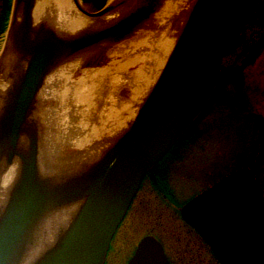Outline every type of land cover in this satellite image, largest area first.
Returning <instances> with one entry per match:
<instances>
[{
    "label": "water",
    "instance_id": "95a60500",
    "mask_svg": "<svg viewBox=\"0 0 264 264\" xmlns=\"http://www.w3.org/2000/svg\"><path fill=\"white\" fill-rule=\"evenodd\" d=\"M72 1L84 18H101L111 9L107 6L88 12L78 0ZM254 2L194 0L156 82L125 133L105 155L83 169L43 174L37 162V126L31 117L43 70L54 60L49 70L72 54L122 38L145 10L139 11L127 25L123 22L121 28L99 26L78 35H61L43 27L44 23L33 25L36 0H13L7 33L14 32V39L17 36L24 44L22 50L34 54L33 63L41 62L42 66L33 65L31 74L17 85L15 98L29 100L23 103L15 99L7 109L3 107L0 114V163L3 164L0 168L6 169L5 164L19 161L16 162L19 165L17 179L0 215V264L24 263L29 252L38 247V233L46 218L69 210L72 215L66 227L59 230L54 241L31 264H104L110 241L143 177L192 126L213 97L229 41ZM39 36L69 46L59 48L57 54L45 62L43 55L48 50V40H43L46 46L43 53L40 46L35 50L25 47L27 41L32 42ZM74 50L78 51L71 53ZM20 106L23 108L17 111ZM7 123H14L11 133L3 129ZM228 190L235 193L232 199H216ZM195 210L216 217L205 224ZM240 211L247 215L246 221L253 228L251 232L248 228L238 232L240 223L232 224L231 215H239ZM181 212L184 221L218 254L221 251L227 255H242L245 263L264 264V209L253 170L233 171L193 197ZM245 231L249 237L245 236ZM244 250L249 253L244 254ZM148 258H153L156 264H168L160 243L152 237L141 240L130 263Z\"/></svg>",
    "mask_w": 264,
    "mask_h": 264
},
{
    "label": "rangeland",
    "instance_id": "374dc122",
    "mask_svg": "<svg viewBox=\"0 0 264 264\" xmlns=\"http://www.w3.org/2000/svg\"><path fill=\"white\" fill-rule=\"evenodd\" d=\"M12 1L13 0L10 2V6H12ZM78 1L80 2L81 0ZM114 1L115 0H108L107 5L110 7L108 3L112 4ZM193 1L194 0H190L187 6H185L186 11L190 10ZM71 3H73L72 0ZM177 3L168 12H166L167 9L165 8L163 15L159 16L157 19L154 18V20L151 21L150 24H153L152 27L149 30L144 31L141 35L147 36V41L144 46L141 47V50H139L140 52H138L137 55L140 53L145 56L146 53L149 54V52L150 54H153L154 50H157L158 48V42L161 41L167 31L170 33L169 37H172L175 33H173L174 27L172 29V23H174L172 18L175 16L177 9L174 10V15L171 12L174 8H177L180 5V3ZM3 4L4 0H0V19L1 17H3V21L6 19V22H0L3 25L2 31L0 30V56L4 52L3 49L6 43L7 31L5 32V30L8 28L7 26L12 19V16L9 14L10 11L7 13ZM76 9L77 17L80 19L84 18V16L79 13L78 8ZM84 19L87 23L91 22L92 27L94 23H96L95 28L99 26L102 28L105 26L104 21L106 17L102 20L100 18V20L96 22L91 18ZM127 44H122L121 46L116 44V47H111L110 49L107 48V52H105L104 55L98 54L99 49H97L95 52H92L96 53L97 56L94 58L91 56L87 60L82 61L81 58L91 51L85 49L77 54V56H79L77 62L79 63L78 70L67 72L66 76H61L62 78H59L58 80L56 79L55 82L53 81L54 85H52V88H50L51 84H46L49 76L42 84L41 88L43 87V90L47 89V92L49 91L53 97L45 96L46 103L44 104L37 103L36 101L38 98L34 101V106H36V112L38 113L34 118L38 131L37 162L41 171L43 168V170L48 171V173H58L60 171L64 172L77 168L75 163L77 161L78 164L79 161L76 159V161L74 160L76 149L74 148L73 143L79 138V136L81 137V134L89 133L86 128L81 126L83 124V116L79 115V108H76L74 103L71 104L70 109L67 110L68 115H65V113L62 114L61 109H63V107L60 103L61 97H59L58 94L61 96V94L66 91L68 99L73 100L74 93L76 94L77 90L81 88L79 87L78 79L87 74L84 79H88L87 82L90 85L95 84L96 82L93 73L88 75V72L104 67L109 58L115 54H117L118 59L128 61L130 58H124L119 54L120 52L132 48L131 43ZM141 66H144V69L147 67L143 62L140 64V67ZM258 73L260 74L261 71L254 69L252 73L249 71L244 73L242 76L244 84L249 86V77ZM108 76L110 79L111 75H107V77ZM55 77L58 78V73ZM121 78H124L123 81L125 82L127 80H132L130 74H125ZM258 79H261V77H258ZM108 85L109 84L105 87L106 93L109 90ZM252 86L251 83V86L248 88L249 92ZM226 87L227 86L225 85H220V87L215 90L213 97L201 116L194 122L185 135L175 143L176 145L171 150V154L169 153V156L162 158L163 161L152 170L150 173L152 175H168L170 177L168 183L166 182L167 179H164L165 182H161L165 188L161 186L162 189H160V194H155L154 191L150 192V190L146 193L145 189L142 190L144 193L140 195L141 199H144L146 203L152 204L146 207L144 204L142 205L138 203L137 208L134 211L131 210L132 212L128 214L126 220L121 225L120 230L117 231L113 242V248L115 250L113 251V248L111 249L112 256H118L120 254V240L123 241L125 236L128 238L126 241H132V249L143 236L152 233L162 239L169 248H173V246L179 247L180 244L178 237L186 241V229L188 227V224L182 219L181 213H179L180 207L183 206L184 203H187L188 200L198 194L202 189L213 185L234 170L243 169L253 161L258 150L261 135L249 131V127L254 125V119L245 117L243 114H247L246 111H241L242 103L244 107H246L249 103V98L248 101H240V98L236 96V87L232 90H229L228 88L226 89ZM52 90L58 94H53ZM116 90L117 89L113 90V92L109 90L108 92V94L114 97L116 104H121L122 108L129 106V108L132 109L133 107L137 108L138 104L140 106L142 102L141 99L146 95L147 89L144 90L142 93L143 95L139 96L138 102L135 106L132 103L129 104L131 97H133L131 94L133 88L124 85L120 90ZM139 100L141 101L140 103ZM42 105L45 106L46 113L44 120L40 116L41 112L39 113V110H42ZM34 106L32 108V113ZM106 107L107 106L105 105H96V109L93 111V114H91L92 117L90 124H88L89 127L94 125L100 129L104 128V126L101 125L100 117L102 113L100 110ZM51 113L54 114L51 115ZM59 115L61 116L56 120L55 117H58ZM48 117L52 120H48ZM41 152L44 157H42ZM44 152L46 153L45 155ZM169 161L172 165L167 167L166 165ZM0 164L3 165L2 163ZM5 166L6 170H8L12 164H5ZM163 195L169 197L170 200L172 199L175 203L173 205L165 203V201L161 199V196ZM53 215L57 216V214H52L51 216ZM44 225L45 224H42L38 233V242H36L38 247L42 243H45L49 237V232ZM55 225L57 227L55 232L57 233L59 225ZM54 239L55 234L49 241H47L48 245H50Z\"/></svg>",
    "mask_w": 264,
    "mask_h": 264
},
{
    "label": "bare ground",
    "instance_id": "6f19581e",
    "mask_svg": "<svg viewBox=\"0 0 264 264\" xmlns=\"http://www.w3.org/2000/svg\"><path fill=\"white\" fill-rule=\"evenodd\" d=\"M189 1L190 0H177V2L180 3V5L177 8H174L173 11L171 12L173 13L174 10L177 9L175 16H173L172 18V21H174V23H172V29L174 27L173 33L174 32L175 33L170 38L169 37L170 33L167 31V33L162 37L161 41L158 42L157 44L158 48L157 50L156 49L154 50L153 54H150L149 52V54L146 53L145 56H143L140 53L139 55H137V53L140 52L139 50H141V47H143L145 42L147 41L146 40L147 36H137L136 35L137 33H135V36L131 37L127 42L122 43V44L131 43L132 48L130 50L119 53L124 58H130V59L128 61H123L122 59H118L117 54H115L114 56H111L109 58V60L105 63L106 65L104 67L88 72V75L93 73V77L95 78V82H96L95 84H91V85L88 84L87 82L88 79H84V77L87 76V74L80 77L78 79L79 81L78 84H79V87L81 88L77 90L76 94L74 93L73 100L68 99V96H66L67 95L66 91L63 92L60 96L58 93L52 90L53 94H58V96L61 97L60 103L63 107V109H61L62 114L65 113V115H68L67 110H69L71 107V104L74 103V106H76V108H79L78 109V111L80 112L79 115L83 116L82 117L83 124L81 126L83 128H86L89 131V133H85L83 135L81 134V137L79 136V138L76 139L73 143V146L76 149L74 153V160L76 159L79 161V163L77 164V161L75 160L76 161L75 164L77 168L73 170H67L64 172L70 173V172L76 171L77 169L81 170L85 166L92 164L95 161H98L103 155L107 153V150H109L113 146V144L122 136V134L125 133V131L129 128L131 122L133 121V119L135 118L137 114V111L139 110V108L141 107L145 99L147 98L148 94L150 93L153 87V84L156 82L157 77L161 69L164 66V63L166 62L171 50L173 49V46L177 40V36L186 20L185 16L187 17L188 12H190V10L186 11V7H185L187 6ZM69 2H70L69 0H36V4L32 11L33 25L38 26L40 22L41 23L49 22L55 25L58 31L67 32L70 34L75 33V35L81 34L86 29H89V30L92 28L96 29L95 28L96 23H94L92 27L91 22L87 23V21L84 18L80 19L79 17H77L76 8L74 9L72 5L69 4ZM177 2L173 4L172 3L167 4L166 12H168ZM138 13H139V9L134 11L128 17H125L122 20H120L117 24L114 25V27L121 28L122 27L121 24L123 22H125L123 25H127L130 21H132V19L135 18L133 16H135L136 14L138 15ZM73 14L75 16H73ZM112 18L113 17H107L105 20L106 21L112 20ZM16 20L18 22L20 20V17L19 16L16 17ZM139 21L137 23H139ZM10 33L11 34H6V41L8 38H10L12 39V44L9 47L7 46V43H5L4 49H3L4 52L0 56V66H1L0 67V114L2 110L4 111L3 107L7 109V107L11 103H13L15 99L17 101L23 100V103L29 100L26 97L15 98V92L17 90V85H19L21 80L22 81L24 80L23 78L31 74L33 65L38 66V68L42 66L41 62H39L38 64L33 63V60H35L34 54L25 53L22 50V47L24 46V44H22L23 42L18 40L17 36L14 39V32L10 31ZM122 34H125V32ZM63 35L65 34L63 33ZM124 36H126V34L123 35V37ZM44 37L45 36H41V37L39 36V37H35L32 42L27 41V43L25 44V47L30 50H35L37 47L40 46L41 53H43L46 50V46L43 40L45 39L48 40V42L46 41L48 45V50L43 55L45 62L46 60L51 59L55 54H57L59 48L62 49L63 47L69 46V44H66V43L63 44V43L57 42L50 38L44 39ZM109 43L110 41L96 45L93 48H96V47L104 48L108 46ZM122 44H119V45L121 46ZM95 50L96 49L88 52L87 55L81 58V60L83 61V60H87L91 56L92 58L97 56L96 53H92V52H95ZM76 51L78 50L71 51V53L76 52ZM105 52H107V48H105L102 52L98 54L104 55ZM16 53H18V55H21V56L26 55V57L20 58V60H18V56L16 57ZM25 58L27 59L25 60ZM14 60L16 62L19 61L21 63L20 65L18 64L20 66L19 67L20 74H18V76L16 77H12L8 74L11 67L15 68V65L12 64ZM54 62L55 60L53 61V64ZM77 62L76 63L70 62L68 63V65H64L63 67H61L57 72H55L53 75H50L48 77L49 79L46 81V84H49V85L51 84L50 88H52V85H54V82L56 81V79L58 80L59 78H62L61 76H66L67 72L78 70L79 63ZM142 62L147 65L146 69H144V66L140 67V64ZM52 65H49L45 70H43L42 76L47 74V72L49 71V68ZM57 73H58V78L55 77ZM125 74H130V78L132 80H127L126 81L127 83L123 81L124 78H121V77H123ZM107 75H111L110 79H109V76L107 77ZM107 84H109L108 87L111 92H113V90L115 89L120 90L124 85H128L130 86V88H133V91L131 93L133 97H131L129 104L132 103L134 106L137 104L139 96L143 95L142 93L144 92L145 89H147L146 95H144L142 99L140 98L142 102L139 100V103L141 102V104L140 106L138 104L137 108L133 107L132 108L133 110H132L127 105H126L127 107L122 108V105L116 104V100L114 99V97L108 94L109 90L107 93L105 92V89H106L105 87L107 86ZM43 89L44 88L42 87L41 91L39 92L38 100L36 101L37 103L38 102L42 104L46 103V99L44 98L45 96L53 97L49 91L47 92V89L46 90H43ZM41 94L42 96H40ZM97 104L98 105L100 104V106L101 105L107 106L106 108L100 110V112L102 113L100 117L101 125L104 126V128L102 129H100L99 127L97 128L94 125L92 127L88 126V124H90L91 122V117H92L91 114H93V111L96 109ZM115 105H116V108H115ZM81 107H84V108H81ZM22 108L23 106H20L17 109V111H21ZM39 113L41 114L40 115L41 118L44 120L46 116L44 105H42V110H39ZM37 114L38 113L36 112V106H34L31 117L35 118ZM53 114L54 113H51V115ZM60 116L61 115H59L58 117H55V119L57 120ZM48 120L51 121L52 119H49L48 117ZM68 122H71V121H68ZM13 125L14 123H9V124L7 123L5 126H3V129L6 128L8 130V133H11ZM8 138L10 139V137ZM45 154L46 153L44 152V155ZM41 155L42 157H44L42 152H41ZM14 161L15 163L8 170L0 168V178H1L0 180V215L7 203L9 192L12 189L15 183V180L17 179L16 177L18 175L19 165L16 162H19V161L18 160L17 161L14 160ZM42 173L52 174V173H48V171L46 170H43V168H42ZM161 186L165 188L164 185H161ZM234 194H235L234 191L228 190L227 192H224L222 195L217 196L216 199L218 200L222 198L228 199L229 197H231L232 199L233 196H235ZM181 208L182 207H180V209ZM195 211L198 212V217L205 224H207L210 221V218L216 217V216H208L201 210H195ZM180 213H182L181 210H180ZM71 215H72V211L69 210V212L65 211L64 213L57 214L58 217L53 215L51 217L49 216L48 218H46V220L42 224H45L44 227H46V229L49 232V237L47 238V241H49L53 237L54 234L56 236L59 230L64 229L66 227V224L69 218L71 217ZM231 219H232V224L240 223L238 224L239 226L237 229L238 232H240V230L244 231V229L247 230V228L251 232V230L253 229L250 226V222L246 221L247 215L244 213V211H240L239 215H231ZM225 223L230 225V223L227 221H225ZM55 224L59 225L57 233L55 232L57 228ZM213 226L211 228H213ZM244 234L245 236L249 237L246 231L244 232ZM202 239L206 242L204 238ZM47 241H45V243H42L39 247H35L34 249H32L29 252L28 256L25 258L24 263L22 264H31V262L42 251H44L48 247ZM223 249L225 250L226 247H224ZM228 249L230 251V248ZM243 253L248 254L249 252L247 250H244ZM214 255L216 259L218 260V262H220V264H248V263H245L246 258L242 255L240 256L233 255V254L227 255L226 252L224 254L221 251H220V254H218L217 250H215ZM141 262L142 261L135 260L134 264H141ZM259 262H262V261L259 260ZM142 264H156V261L153 258H148L147 261L144 260Z\"/></svg>",
    "mask_w": 264,
    "mask_h": 264
},
{
    "label": "flooded vegetation",
    "instance_id": "af4514ba",
    "mask_svg": "<svg viewBox=\"0 0 264 264\" xmlns=\"http://www.w3.org/2000/svg\"><path fill=\"white\" fill-rule=\"evenodd\" d=\"M69 1V4L75 9L76 7L73 6L71 0ZM107 2L108 0L80 1V3L85 5V7L90 12H94L102 9L105 6H108ZM175 2H177V0H115L112 4L108 3L111 8L109 12L110 14L108 13V16L106 15L101 17V20L105 17L113 18L112 20L104 21V25L106 27L114 26L120 20L128 17L138 9L141 12H144L145 10V14L142 16L139 23L136 24L122 39L114 40L104 48L96 47L90 50H97L100 48V50H98L100 53L105 48L110 49L111 47H116L117 45L119 46V44L127 42L131 37L135 36V33H137V36H141L144 31H147L152 27L153 24L150 23L152 20H154V18L157 19L159 16L163 15L167 4H173ZM73 16L75 15L73 14ZM94 20L98 21L100 18H94ZM43 25L45 28H51L52 30H55V32L58 34H63V32L57 30L55 25L49 22H44ZM6 43L7 46L10 47L12 44V39L8 38ZM77 54L78 53L72 54L70 57L62 60L52 69H50L47 74L44 75L40 88L48 76L53 75L61 67L68 65L70 62L76 63L79 58ZM17 56L18 60L24 57L16 53V57ZM18 63L21 64L19 61L16 62L15 60L12 63L15 65V68H10L8 73L10 76L16 77L18 74H20ZM250 69L252 71L253 69L261 71V73L251 75L249 77V86H246L242 76L247 71L252 73ZM258 77H261V79H258ZM251 83L253 86L249 92L248 88L251 86ZM220 85L227 86L226 89L228 88L229 90H232L234 87H236V96L240 98V101H248L249 98V103L246 105V107H244L242 103L241 111H246L247 114H243L245 117L254 119V125L249 127V131L255 134H260L261 137L259 139L258 150L253 158V161H251V163L243 169L253 170L257 191L264 209V0H255L251 9L242 20L240 27L232 35L229 41L228 49L222 58L221 71L216 90L220 87ZM40 88L37 91L36 98H38L39 92L42 89ZM40 96H42V94ZM169 178L170 177L168 175L162 176L150 174L143 178L124 218L122 219L110 241L104 264H131L130 262L133 259L135 251L140 241L144 237H152L160 243L168 264H220V262H218L216 259L210 245H208V243L202 239L203 237L200 236V234H198L190 225H188L186 229V241L178 237L180 244L179 247L173 246V248H169L162 239L158 238L152 233L143 236L132 249V241H126L128 238L125 236L123 241L120 240V254L118 256H112L111 249L113 248V242L117 231L120 230V227L126 220L128 214L137 208L138 203L142 205L144 204L146 207L152 204L146 203L144 199H141L140 195L144 193L142 190L145 189L146 193L148 190H150V192L154 191L155 194H160V189H162V187L159 182H163L164 179H167L166 182L168 183ZM219 181L213 185L217 184ZM211 186L202 189L200 192H198V194L204 192ZM161 199H163L165 203H170L171 205L175 203L172 199L170 200V198L165 197L164 195L161 196ZM114 250L115 249L113 248V251Z\"/></svg>",
    "mask_w": 264,
    "mask_h": 264
},
{
    "label": "trees",
    "instance_id": "16d2710c",
    "mask_svg": "<svg viewBox=\"0 0 264 264\" xmlns=\"http://www.w3.org/2000/svg\"><path fill=\"white\" fill-rule=\"evenodd\" d=\"M10 2H11V0H4L3 7H5L7 13H9V11H10V7H11V6H10ZM6 16H7V15H6ZM2 18H3V17H1L0 22H1V21H2L3 23L6 22V19H5V21H3ZM7 19H8V18H7ZM1 25H2V24L0 23V30L2 31V29H3V25H2V26H1ZM188 130H189V129H188ZM188 130H187V131H188ZM187 131H186V132H187ZM184 135H185V134H184ZM182 137H183V136H182ZM176 143H177V142H176ZM175 145H176V144H174V145L171 147V149L165 154V156H164L163 158L169 156V153L171 154V150L173 149V147H174ZM162 161H163V159H161V160L158 162V164H159L160 162H162ZM158 164H157V165H158ZM157 165H156V166H157ZM171 165H172V163H170V161H169V162L167 163L166 166L169 167V166H171ZM156 166H155V167H156ZM155 167H154V168H155ZM154 168H153V169H154ZM153 169H152V170H153ZM152 170L149 171L146 175H149V174L152 172ZM150 175H152V174H150ZM163 182H165V181H163ZM159 184L162 185L161 182H159ZM168 198H169V197H168Z\"/></svg>",
    "mask_w": 264,
    "mask_h": 264
}]
</instances>
